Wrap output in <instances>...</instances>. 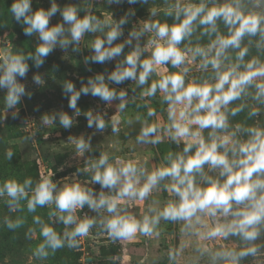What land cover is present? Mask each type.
<instances>
[{"label":"clouds","instance_id":"9594fccd","mask_svg":"<svg viewBox=\"0 0 264 264\" xmlns=\"http://www.w3.org/2000/svg\"><path fill=\"white\" fill-rule=\"evenodd\" d=\"M91 2L85 0L81 9L73 4L61 7L50 0L48 8L33 10L32 0H12L8 8L11 18L22 26L24 35L37 37L38 43L34 52L27 54L0 51L5 114L17 118V106L23 97H30L21 82L30 71L29 61L33 67H42L54 49L67 51L71 47L78 52L86 34L99 33L90 41L91 53L85 61H116L115 67L82 81L79 89L64 81L63 92L72 115L45 114L43 124L52 126L58 120L61 127L69 129L75 117L83 114L87 127L100 133L111 127L116 133L122 119L129 124L133 121L126 116L130 103L159 95L166 120L159 119L156 110L149 107L146 116L155 119L142 121L136 143L158 145L166 137L177 145L182 143L183 148L169 151L163 162L151 169L138 158L110 159L108 152H101L83 169L90 175L88 183L100 186L99 192L77 181L60 185L51 178L52 173L35 182L31 178L22 182L5 179L0 183V198L9 212L24 211L22 201L29 213L49 209V222L33 217L43 238L32 250L33 257L46 260L64 247L75 249L94 227L113 242L152 238L158 234L161 221L178 223L185 236L196 237V251L207 256L210 264H242L246 258L264 255V124H230V117L245 108L252 118L264 107V0H163L165 6L151 7L149 18L134 24L123 40L124 27L135 10L130 8L119 19L111 15L100 18L91 11ZM124 2L106 0L109 5ZM148 2L127 0L129 5ZM81 10L85 13L82 16ZM160 11L174 22L155 19ZM57 13L62 23L50 24ZM218 22L227 29L225 33ZM198 27L209 42L189 46ZM253 47L258 54L250 56ZM193 63L202 72L210 69L209 75L188 79ZM33 80L37 85L43 83L39 75ZM126 81L131 82V96L128 90L114 87ZM82 95L114 107L115 114L109 118L106 111L93 109L82 113L78 107ZM249 98L259 107L244 102ZM236 101L241 103L232 106ZM69 139L78 156L92 150L90 136ZM12 156L11 149L5 152L6 159ZM161 188L169 196L162 205L153 200L140 216L129 211ZM85 207L96 215H78ZM53 218L63 225L62 232L51 226ZM24 223L23 217L4 220L10 230ZM28 235L34 237L36 230L29 229ZM230 237H237L239 246L214 249L202 243ZM175 256L170 250V260Z\"/></svg>","mask_w":264,"mask_h":264},{"label":"rangeland","instance_id":"374dc122","mask_svg":"<svg viewBox=\"0 0 264 264\" xmlns=\"http://www.w3.org/2000/svg\"><path fill=\"white\" fill-rule=\"evenodd\" d=\"M56 2L61 7L73 4L83 9L85 6V0H56ZM11 3L12 0H0V51L11 49L14 53L27 54L34 52L38 38L24 35L22 26L11 18L8 11ZM49 6L50 0H32L33 10L39 7L46 9ZM164 6L163 0H149L147 4L137 3L133 5H129L127 0L121 4L111 5L106 3V0H93L92 12L100 18L111 15L113 19H119L130 8L134 9L136 14L130 18L129 23L124 27V36L121 37V40H123L134 24L149 18L151 7L162 9ZM79 14L82 16L85 13L81 10ZM155 19L169 24L174 22L173 18L166 17L163 11L158 12ZM58 22L62 23L59 13L50 19V24ZM218 27L222 33L227 31L220 22H218ZM200 33L201 29L198 27L191 37L189 46L206 45L209 42L208 37L201 36ZM97 35L101 34H86L79 45L80 50L78 52H73L71 47L67 51L60 48L54 49L45 59L42 67H33L32 61H29L30 71L26 79L21 82L30 93V97H23L21 103L17 106V118L13 119L10 113L5 114L4 92L0 91V183L10 178L20 182L25 178H31L35 182L42 175L52 173L51 178L60 185L77 181L99 192L101 190L100 186L89 184L90 175L84 172L83 169L87 166L89 160L98 158L101 152H108L110 159L115 157L138 158L141 161H146L149 169L159 166L167 153L172 152L171 141L166 137L162 143L156 145L159 157L154 145L138 144L135 139L142 126V121L155 119L146 116L149 107L155 110L158 107L161 108V111L156 112L157 117L166 120L165 105L160 103L159 95L154 98H144V102L136 100L139 105L138 109L129 104L126 116L133 117V121L129 124L122 119L118 125L119 131L116 133L112 131L111 127L106 128L103 133L87 127L86 117L83 114L75 117V122L69 129L61 127L58 120L52 126L43 124L42 117L45 114L65 112L70 116L72 115V110L68 107V100L63 92L64 81H71L79 89L82 81L86 83L87 79L96 73L111 71L115 67L116 61H110L106 64L85 61V57L91 53L90 41L95 39ZM187 43L185 42V44ZM128 50L129 48L126 46L124 51L127 52ZM257 54L255 47L250 49V56ZM245 59H248V57H245ZM196 63H198V60ZM196 63L191 65L192 71L188 74V79L206 78L211 70L202 72L197 69ZM96 66H100L102 71H99ZM168 67L169 71H173L170 65ZM35 75L41 77L42 84L37 85L34 82L33 77ZM130 83V81L123 83V87L129 92H131ZM114 87L118 88L116 85ZM138 92L139 89H137ZM244 102L249 106L259 107L250 98ZM239 103L241 101H236L232 106ZM78 107L82 113L93 109L106 111L109 118L115 114L114 107H107L98 98L90 95H82L78 100ZM248 110V108H245L235 117H230V124L233 126L237 123L251 125L260 122L264 124V107L261 108L258 116L252 118L248 117ZM5 115H7V118H4ZM135 117H140V119L137 120ZM205 135H207V130ZM79 136L91 137L92 150L85 153L84 156L76 154L75 148L69 139L70 137ZM178 148L182 150L183 144L178 145ZM9 149L12 150L13 156L11 159H6L5 152ZM78 170L80 171L78 172ZM168 198V193L161 188L154 191L152 196L142 204H134L129 211L140 216L153 200L159 201L162 205ZM21 204L24 211L12 212L13 214L8 218L23 217L25 223L16 230L0 226V264H210L207 256H201L196 251V237L185 236L181 232L178 223L175 224L179 235L178 244L174 248L172 223L166 221H161L158 234L152 238L139 237L132 241H110L99 227H94L88 237L81 238L79 247L75 249L64 247L57 250L54 255H50L46 260H40L32 255V250L36 244L43 239L39 236V225L33 223V217L38 215L45 222H49V209L38 208L35 213H29L26 210V202L22 201ZM7 208L8 206L3 202V198H0V223L5 220V210ZM78 215L95 216L96 213L85 207L78 212ZM51 226L58 232L63 231V225L55 218L51 221ZM33 228L36 230V235L30 238L28 232L29 229ZM261 242L264 243V238ZM6 243H9L12 247L9 254L3 253V247ZM202 243L211 248L219 249L222 246H239L240 242L237 237H230L226 241L205 240ZM170 250L176 252L174 260L169 258ZM242 264H264V255L257 258H246L242 261Z\"/></svg>","mask_w":264,"mask_h":264},{"label":"trees","instance_id":"16d2710c","mask_svg":"<svg viewBox=\"0 0 264 264\" xmlns=\"http://www.w3.org/2000/svg\"><path fill=\"white\" fill-rule=\"evenodd\" d=\"M96 67H97V69H98L99 71H102V68H101L100 66H96ZM117 86H118V88H124V87H123V84H121V85H117ZM124 89H125V88H124ZM129 95L131 96L132 93L129 92ZM136 100H141L142 102H144V99L137 98ZM130 105H131L132 107H134L135 109H138V108H139V105H138V102H137V101H135L134 103H130ZM157 111H161V108L158 107V108L156 109V112H157ZM170 147H171L172 152H174V153H175V152H179V151H181V150L178 148V145L175 144V143H173V142H171ZM5 213H6V217H9L10 215L13 214L12 212H9L8 208L5 210ZM0 226H4V227L6 228V226H5V224H4V221H3L2 223H0ZM175 230H176V234H175V238H174V248L177 247V244H178V237H179V235L177 234V229H176V228H175ZM172 242H173V240H172ZM11 251H12V247L10 246L9 243H6V244L4 245V247H3V253L9 254V253H11ZM0 253H1V251H0ZM0 257H1V254H0Z\"/></svg>","mask_w":264,"mask_h":264},{"label":"water","instance_id":"95a60500","mask_svg":"<svg viewBox=\"0 0 264 264\" xmlns=\"http://www.w3.org/2000/svg\"><path fill=\"white\" fill-rule=\"evenodd\" d=\"M92 7H93V0H92L91 5H90L91 11H92ZM116 86H117V85H116ZM117 87H118V86H117ZM154 147H155L156 153H157V155H158V157H159V154H158V151H157V147H156V145H154ZM172 232H173V246H174V238H175V234H176L175 224H174V223H172Z\"/></svg>","mask_w":264,"mask_h":264}]
</instances>
